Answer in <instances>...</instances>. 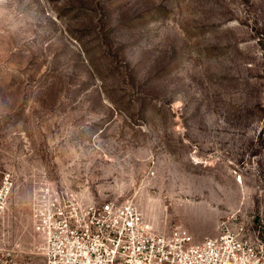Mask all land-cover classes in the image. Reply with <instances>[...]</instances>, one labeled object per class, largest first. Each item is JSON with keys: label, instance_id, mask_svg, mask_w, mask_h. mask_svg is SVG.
<instances>
[{"label": "rangeland", "instance_id": "rangeland-1", "mask_svg": "<svg viewBox=\"0 0 264 264\" xmlns=\"http://www.w3.org/2000/svg\"><path fill=\"white\" fill-rule=\"evenodd\" d=\"M3 170L17 264L43 262L29 208L48 190L195 239L264 220V0H0Z\"/></svg>", "mask_w": 264, "mask_h": 264}, {"label": "built area", "instance_id": "built-area-1", "mask_svg": "<svg viewBox=\"0 0 264 264\" xmlns=\"http://www.w3.org/2000/svg\"><path fill=\"white\" fill-rule=\"evenodd\" d=\"M13 187L11 172L0 171V221ZM48 191L33 197L29 208L42 264H264L262 219L229 212L216 233L195 239L182 226L153 230L129 200L87 203ZM0 264L17 262L0 252Z\"/></svg>", "mask_w": 264, "mask_h": 264}]
</instances>
